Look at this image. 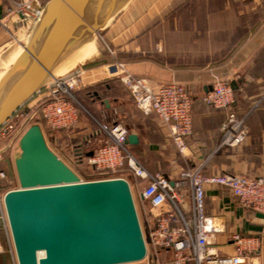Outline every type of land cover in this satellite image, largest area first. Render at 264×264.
Returning <instances> with one entry per match:
<instances>
[{
  "label": "crops",
  "instance_id": "1",
  "mask_svg": "<svg viewBox=\"0 0 264 264\" xmlns=\"http://www.w3.org/2000/svg\"><path fill=\"white\" fill-rule=\"evenodd\" d=\"M15 1L18 0H0V62L18 49L8 45L9 32L16 31L15 41L24 44L30 29L18 13H10ZM140 1L131 0L100 31L115 55L101 53L88 63L118 59L132 74L145 77L151 85H183L192 100V130L185 137V148L180 153L168 126L154 114H144L133 106L139 118L126 122L119 114L134 103L131 104L124 85L123 89H117L111 83L112 78L107 77L102 89L94 92L91 99L101 123L124 124L128 134L137 137L136 143H125L128 152L149 172L160 171L171 181H176L184 170L198 166L205 174L228 172L264 177V0H159L158 5L153 4L158 0L149 4ZM160 11L161 21L156 17ZM160 26L164 30L162 40L155 33ZM5 69V63L0 64V75ZM91 71L92 68L86 71L88 81L93 80ZM216 76L228 79L233 90L232 108L245 119L247 137L235 147L219 146L220 125L226 112L201 100ZM101 123L96 125L94 119H84L79 111L78 124L69 128L76 130L75 147L82 149L85 158L107 139L100 131ZM87 140L92 143L85 147L83 143ZM125 174L131 175L129 172L121 175ZM140 188L136 186L135 191L142 210L141 228L146 231L153 226L154 218L147 202L139 197ZM175 188L180 196L179 209L190 219L189 186L182 184ZM204 210L207 217L225 228L212 244L216 252L232 255L231 236L238 233L259 240L257 250L241 264H264V217L239 204L231 191L220 185L205 186ZM0 234L1 237V224ZM4 243L0 242V264H14ZM149 256L157 264H172L169 249L151 251Z\"/></svg>",
  "mask_w": 264,
  "mask_h": 264
},
{
  "label": "water",
  "instance_id": "2",
  "mask_svg": "<svg viewBox=\"0 0 264 264\" xmlns=\"http://www.w3.org/2000/svg\"><path fill=\"white\" fill-rule=\"evenodd\" d=\"M130 1L46 2L22 50L0 75V125ZM136 141L128 134L125 143ZM12 161L17 187L5 192L3 202L17 264H125L146 257L126 179L82 180L48 146L38 123L21 133Z\"/></svg>",
  "mask_w": 264,
  "mask_h": 264
},
{
  "label": "built area",
  "instance_id": "3",
  "mask_svg": "<svg viewBox=\"0 0 264 264\" xmlns=\"http://www.w3.org/2000/svg\"><path fill=\"white\" fill-rule=\"evenodd\" d=\"M48 1L18 0L9 11L18 13L30 28ZM34 3L36 7L32 6ZM103 69L107 76H119L137 109L144 114H154L159 121L168 126L173 143L178 151L183 153L184 139L192 130V100L186 88L181 84L172 83L151 85L145 77L132 74L120 61L105 64ZM84 71L76 67L66 73L52 75L41 89L44 91L41 99L43 97L47 101L41 106L39 114L46 128L57 131L78 124L79 108L71 91L82 81ZM201 100L215 109L226 112V117L220 125L219 146L235 147L242 144L247 137L245 119L237 116L232 108L233 90L228 79L214 77L211 89L202 95ZM27 103L0 125V224L14 264L17 262L3 198L6 191L16 187L6 189L2 187L10 175L9 159H12L15 144L24 129L30 123H34L30 122L32 115L28 112L30 106L28 107ZM99 126L107 139L91 156L86 158L82 156L97 172L92 180L114 177L125 179L121 174L129 172L134 178V182L129 184L131 190L136 186L141 187L139 197L147 202L154 218L153 226L143 234L147 248L146 257L141 261L125 264H157L149 254L151 251L164 248L171 250L172 264H241L251 252L257 250L259 247L257 238L234 233L231 236L234 253L220 255L216 252L212 244L216 235L223 233L225 228L205 215L204 188L206 185L226 187L239 204L264 214V177H249L228 172L205 174L202 167L198 166L184 170L176 181H171L160 171L149 172L128 152L125 146L128 129L124 124L113 122ZM14 135H17L16 140L10 141ZM90 143L92 142L87 140L83 144L86 147ZM75 151L78 153L82 149L77 146ZM182 184H187L190 190V219H186L179 209L180 196L175 187Z\"/></svg>",
  "mask_w": 264,
  "mask_h": 264
},
{
  "label": "rangeland",
  "instance_id": "4",
  "mask_svg": "<svg viewBox=\"0 0 264 264\" xmlns=\"http://www.w3.org/2000/svg\"><path fill=\"white\" fill-rule=\"evenodd\" d=\"M138 1V0H137ZM152 0H142L140 1V3L143 4H149ZM161 1H153V4L158 5ZM158 15V16H157ZM156 17H158L157 19H159L160 21L162 20V12L160 11L159 13H156ZM101 31V30H100ZM100 31H98L95 35L94 38V52L92 53V57L89 59L94 58L96 55L99 54H108V55H115V51L113 50V48L107 43L106 39L103 38L100 34ZM10 33V38H9V46L12 47L13 49L15 48H19V45H22L20 43H18L17 41H15L14 37L15 34L17 35V32H9ZM156 38H158L159 40H162V36L164 34V30L162 28V26H160L157 30H156ZM14 34V36H13ZM20 36V35H18ZM15 41V45L13 46L12 43ZM17 42V43H16ZM101 54V55H102ZM12 58H14L15 54H12ZM84 60V61H80V62H74L72 64H68L66 65L65 69L60 71L59 74H63L66 73L76 67H80L81 69L85 70L84 73H82V81L72 89L71 94L72 96L75 98L76 100V105L79 108V111L81 113V115L84 116V119H94L96 122V125L98 124V122L101 123V117H99L97 111L95 110V107L93 106V103L91 102V99L93 98V92L94 91H99L102 89V85L104 84V80L107 78H112L111 83L117 88V89H123L121 84V81L119 79H117L119 76L118 75H114V76H107L108 74L105 73L103 66L105 64H108L112 61H120L118 59L112 60V61H105V59L103 60H96L95 64L91 65L92 63H88V60ZM8 60V59H7ZM12 59H10L11 61ZM10 61H1L0 64H4L5 63V67L7 65V62L10 63ZM123 62V61H120ZM79 63V64H78ZM94 63V62H93ZM124 63V62H123ZM125 64V63H124ZM126 65V64H125ZM68 66V67H67ZM92 68V81H88V74H87V70ZM127 68V66H126ZM128 69V68H127ZM89 72V73H91ZM99 76V77H98ZM101 76V77H100ZM107 77V78H106ZM86 79V80H85ZM95 79V80H94ZM49 81V80H48ZM124 91V90H123ZM44 91H40L39 93L35 94L34 97H32V99H30V101H28L27 106L29 107V113L32 115V119L30 120V122H34V123H38L43 131L44 134V138L46 140V143L48 144V146L62 159L64 160V162H66L78 175L82 180H92V178H94V174H96L97 172L93 170V168L87 163V160L84 157H78L75 154H72V150L74 149L75 151V144L76 143V136H74V133H76V130L73 129H62V130H57V131H53L50 130L48 128H46L44 126V124L41 121L40 118V114H35V105L38 103L39 99H41V95ZM43 99V97H42ZM132 99V98H131ZM133 101V100H132ZM131 101V102H132ZM130 102V103H131ZM134 102H132L131 104H133ZM134 105H129L128 108L124 111H122V113H120L119 115H121L120 117H122L123 120H125L126 122H129V120L131 119H137L139 118V115L137 113V110L135 109ZM119 117V118H120ZM121 119V118H120ZM32 124V123H30ZM102 124V123H101ZM22 131V130H21ZM17 135L12 136V138L10 139V141H14L16 140ZM9 163H10V169H9V176H8V180L7 182L3 185V189H6L8 187H17V179H16V175H15V170H14V165H13V161L10 158L9 159ZM124 177L126 178V180H128L130 183L133 182L132 175H127L125 174ZM132 193H133V198H134V202H135V207L137 210V214H138V218L141 224V219H142V210L140 208L139 205V198L138 195L135 191V189L132 188ZM2 230V229H1ZM143 234H145V229H142ZM1 235V234H0ZM0 242L4 243L5 245L8 246L4 231L2 230V236L0 237Z\"/></svg>",
  "mask_w": 264,
  "mask_h": 264
},
{
  "label": "bare ground",
  "instance_id": "5",
  "mask_svg": "<svg viewBox=\"0 0 264 264\" xmlns=\"http://www.w3.org/2000/svg\"><path fill=\"white\" fill-rule=\"evenodd\" d=\"M94 41L92 42H88V43H86V44H84L80 49H78L70 58H69V60L61 67V68H59V69H57L55 72H54V74L53 75H57V74H59V72L60 71H62V70H64L66 67V65H70V64H72V63H74V62H82V61H84V60H87V59H89V58H91L93 55H92V53L94 52ZM22 50V45L14 52V54H15V56H14V58H12L13 56L11 55L10 57H9V59L8 60H6V61H10V59H12L11 61H10V63L9 62H7V65H6V69H8V67L12 64V62L14 61V59L16 58V56L20 53V51ZM79 64V63H78ZM68 67V66H67ZM5 69V70H6ZM4 70V71H5ZM4 71H2V72H4ZM92 73V72H91ZM94 73V72H93ZM99 77V76H98ZM101 77V76H100ZM92 78V77H91ZM86 80V79H85ZM95 80V79H94Z\"/></svg>",
  "mask_w": 264,
  "mask_h": 264
},
{
  "label": "trees",
  "instance_id": "6",
  "mask_svg": "<svg viewBox=\"0 0 264 264\" xmlns=\"http://www.w3.org/2000/svg\"><path fill=\"white\" fill-rule=\"evenodd\" d=\"M94 92H97V91H94ZM94 92H93V93H94ZM46 101H47L46 98L40 99V100L38 101V103L35 105V111H36L35 114H37V113L39 114V111H40L41 106H42L43 103H45ZM75 155L78 156V157H82V156L84 155V152H83V151H80V152H78V153H75Z\"/></svg>",
  "mask_w": 264,
  "mask_h": 264
}]
</instances>
